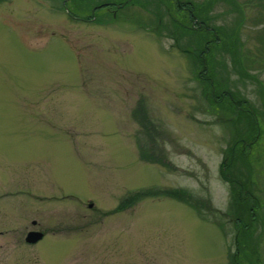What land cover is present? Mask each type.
Here are the masks:
<instances>
[{"label":"rangeland","instance_id":"374dc122","mask_svg":"<svg viewBox=\"0 0 264 264\" xmlns=\"http://www.w3.org/2000/svg\"><path fill=\"white\" fill-rule=\"evenodd\" d=\"M262 24L264 0H0V264H264V70L239 65Z\"/></svg>","mask_w":264,"mask_h":264},{"label":"trees","instance_id":"16d2710c","mask_svg":"<svg viewBox=\"0 0 264 264\" xmlns=\"http://www.w3.org/2000/svg\"><path fill=\"white\" fill-rule=\"evenodd\" d=\"M177 7L179 10L183 11V9L181 8L182 7L181 3L177 4ZM241 25H242V22H240L237 25L239 27V29L241 28ZM253 25L255 26V25H260V24H253ZM261 29L262 30H260V32L257 33V35L260 34V36L257 39L258 40L257 43L259 44L260 47L256 48V52H253L255 54V56L252 54V49H247L246 52L240 51V52H242L240 54V58H241V62H239L240 68L242 70V73H244L247 77L249 76L250 79H252V77L254 76L253 74H251V71L254 70L255 67L259 68L258 70H264V24H262ZM201 30L207 31L204 27H201ZM192 31H194V30H192ZM217 40L218 39H216L214 42L215 45L216 44L218 45ZM210 51L209 52H205V51L201 52V55L205 54V57H206L205 63L208 60L206 55H208L210 53ZM207 66L208 65H205L202 68L201 80L205 84L206 88L209 87L212 89L214 87V82L211 81L212 77L209 76V77L205 78L207 73H208ZM209 88L207 90V98L209 99V101H212L214 103H224V101H225L227 106H230L231 108L234 107L237 110H239L238 107L245 106L246 110L241 111V113L240 112L239 113L243 114L248 119H250L257 129V123L256 122H257V119H259V118H257L255 115L256 113L250 109V105H252L250 102H248L245 99L244 100H240V99L237 100L233 96V94H231V92L223 91V90L219 94H217L216 96L213 97V92L211 90H209ZM209 91H211V92H209ZM226 98H228V99H226ZM143 106L144 105L142 103H139L137 109L133 112V118L135 120H137L138 123H140L144 126L146 133L150 134L151 138L148 136H147V138H145L146 141H149V143H150L148 145L146 144V147H145L144 143H142V145L139 146V157L143 161H146V162H150V163L159 162L160 161L159 158H161V157L159 156V154L156 153V149L154 148L155 147L154 144H156V142H155V139H153V135H151V131L153 129L155 130V132L157 130H156L155 126L151 123V120L148 119V116H146L147 112L145 111ZM233 112H236V111H233ZM257 133H258V131H257ZM256 139H258V137L253 139L254 143H255ZM147 151H152L153 153H147ZM162 162L166 163L165 160H162ZM224 178L227 181H229V183L233 182L232 179L228 180L226 176H224ZM234 188H237V186ZM245 188H246L245 183H241V189L245 190ZM153 192H154L153 190H146V191H140V192L132 193L131 195H129L127 198H125L120 203V206L118 207L117 210H119V211L123 210L126 207L131 206L132 204L136 203L141 198L156 197V196L160 195L159 193H153ZM163 195H166V196H168L174 200H177L178 202H181L183 204L190 205L193 209H196V206L193 204L192 201H195L196 203L200 204L201 209H204V208L208 207V205H209L208 202L200 200L199 198H198V200H194V198L192 196H188V194L185 191H176V190L165 191L163 193ZM237 196H239V194L233 189V196H232L233 200L236 201L237 203H241L240 198H238ZM198 213L200 214L199 211H198ZM243 230H245V228H243Z\"/></svg>","mask_w":264,"mask_h":264},{"label":"flooded vegetation","instance_id":"af4514ba","mask_svg":"<svg viewBox=\"0 0 264 264\" xmlns=\"http://www.w3.org/2000/svg\"><path fill=\"white\" fill-rule=\"evenodd\" d=\"M182 9H185L184 7L182 8ZM108 11V10H107ZM109 12H112V11H109ZM193 16H192V14L190 15V18H192ZM72 18L74 19V20H76V17L75 16H72ZM87 21H90V20H87ZM193 23H195V21L193 20L192 21V24ZM199 24V23H198ZM199 26H201L200 24H199ZM223 168H221V170H222ZM222 172V171H221ZM251 208H253V206H251L250 207V213H249V217H250V220H249V222H248V224L250 225L251 224V222H253V220L255 219V215H253V211H252V209ZM240 224L241 226L243 225V224H241L240 223V221L236 218L235 219V221H234V224ZM32 225L33 226H36V222L35 221H33L32 222ZM263 227H264V224H263ZM236 229V228H235ZM32 231H37V230H32ZM240 231V230H239ZM30 232V231H29ZM28 232V233H29ZM237 234H238V231L236 232ZM27 235V234H26ZM237 257H238V255H237V252L235 253V257H234V263L233 264H236V263H238V261H237Z\"/></svg>","mask_w":264,"mask_h":264},{"label":"water","instance_id":"95a60500","mask_svg":"<svg viewBox=\"0 0 264 264\" xmlns=\"http://www.w3.org/2000/svg\"><path fill=\"white\" fill-rule=\"evenodd\" d=\"M92 205H90L91 207ZM44 234L41 232H29L26 236L25 241L28 244H35L43 238Z\"/></svg>","mask_w":264,"mask_h":264}]
</instances>
